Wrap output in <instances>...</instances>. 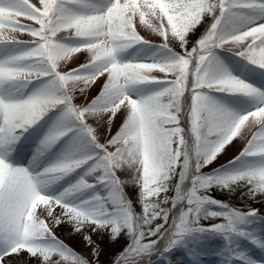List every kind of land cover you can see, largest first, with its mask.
I'll use <instances>...</instances> for the list:
<instances>
[{
	"label": "snow or ice",
	"instance_id": "6c2138e0",
	"mask_svg": "<svg viewBox=\"0 0 264 264\" xmlns=\"http://www.w3.org/2000/svg\"><path fill=\"white\" fill-rule=\"evenodd\" d=\"M237 189L264 197V0H0V264H92L64 224L110 264H264V214L209 194Z\"/></svg>",
	"mask_w": 264,
	"mask_h": 264
},
{
	"label": "rangeland",
	"instance_id": "374dc122",
	"mask_svg": "<svg viewBox=\"0 0 264 264\" xmlns=\"http://www.w3.org/2000/svg\"><path fill=\"white\" fill-rule=\"evenodd\" d=\"M145 34V33H144ZM146 35V34H145ZM147 38L150 39H156L154 36L149 37L146 35ZM18 38L20 39H28L27 36L19 35ZM85 57L83 55L80 56V60L76 63H79L83 61ZM76 64H71L69 67H75ZM98 91V88H93L89 94V99L96 94ZM83 98H80L82 100ZM79 102V101H78ZM117 125L119 124V120L116 121ZM113 131H115V128H113ZM103 140V137H102ZM235 146H229V148L226 150V154L222 155L220 159V163H226L227 160L231 159L233 156L237 155L240 150V145L234 143ZM121 179L129 180L130 178L127 177L124 174H121ZM129 198L132 199L134 207L136 208L137 212H140V206L137 203V194L135 191V186L129 183V187L126 189ZM214 198L221 200L225 203H228L232 207H236L242 210H248L251 208L258 209L260 211V208L264 206V197H258L256 200H251L246 195L245 189H237L235 192H228V191H212L209 193ZM261 213V212H260ZM219 222V221H202V223L207 226L210 223ZM57 235L63 239L66 243H68L70 246H72L76 251L84 255L87 259L92 261V264H110V261L112 260L114 254L119 250L120 245L112 244L109 242L107 237H99L94 235L93 239L96 241V243L100 246L102 249L99 258L94 259L92 256V248L86 247L85 242L82 240V238L79 235L70 234L72 232L71 226L64 224L61 225L58 229H56ZM123 243V242H121ZM223 246V241L219 239L218 237H211V238H205L202 248L207 253L204 257V263L206 264H219V258L212 254L215 249H218ZM257 255H259V252H257ZM174 258L176 260H186L185 255L183 254V250L178 249L174 253ZM26 264H36L35 260H28L27 257L22 258ZM160 264H163V262H160Z\"/></svg>",
	"mask_w": 264,
	"mask_h": 264
},
{
	"label": "bare ground",
	"instance_id": "6f19581e",
	"mask_svg": "<svg viewBox=\"0 0 264 264\" xmlns=\"http://www.w3.org/2000/svg\"><path fill=\"white\" fill-rule=\"evenodd\" d=\"M145 34H146L147 36H149V37H152V36H154L153 34H151V33L147 32V31H145ZM234 143H235V142H234ZM204 264H206V263H204Z\"/></svg>",
	"mask_w": 264,
	"mask_h": 264
},
{
	"label": "trees",
	"instance_id": "16d2710c",
	"mask_svg": "<svg viewBox=\"0 0 264 264\" xmlns=\"http://www.w3.org/2000/svg\"><path fill=\"white\" fill-rule=\"evenodd\" d=\"M260 212H261V214H264V206H262V207L260 208Z\"/></svg>",
	"mask_w": 264,
	"mask_h": 264
}]
</instances>
